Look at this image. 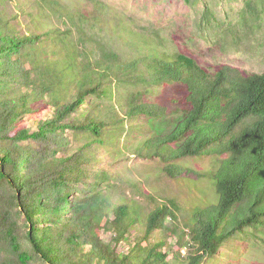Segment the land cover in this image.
<instances>
[{"label": "trees", "instance_id": "trees-1", "mask_svg": "<svg viewBox=\"0 0 264 264\" xmlns=\"http://www.w3.org/2000/svg\"><path fill=\"white\" fill-rule=\"evenodd\" d=\"M0 186V264H260L264 73L100 0H0Z\"/></svg>", "mask_w": 264, "mask_h": 264}, {"label": "rangeland", "instance_id": "rangeland-1", "mask_svg": "<svg viewBox=\"0 0 264 264\" xmlns=\"http://www.w3.org/2000/svg\"><path fill=\"white\" fill-rule=\"evenodd\" d=\"M126 10L173 38L175 46L205 67L222 65L246 74L264 73V0H100ZM179 111L171 110L165 124H172ZM160 125V124H157ZM17 171H24L19 165ZM0 186V210L4 204ZM19 236L25 240L23 222ZM24 248L26 246L24 245ZM2 248L0 262L7 257ZM264 264V249L251 251ZM30 264H43L35 258Z\"/></svg>", "mask_w": 264, "mask_h": 264}]
</instances>
